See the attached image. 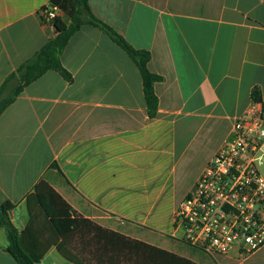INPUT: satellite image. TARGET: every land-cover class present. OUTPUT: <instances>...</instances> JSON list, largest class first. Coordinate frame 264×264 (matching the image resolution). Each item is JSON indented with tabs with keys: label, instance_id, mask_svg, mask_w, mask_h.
Returning a JSON list of instances; mask_svg holds the SVG:
<instances>
[{
	"label": "crops",
	"instance_id": "crops-1",
	"mask_svg": "<svg viewBox=\"0 0 264 264\" xmlns=\"http://www.w3.org/2000/svg\"><path fill=\"white\" fill-rule=\"evenodd\" d=\"M50 0H0V87L54 37L41 9ZM91 12L147 68L157 113L150 118L134 61L109 36L83 25L60 61L71 81L48 70L0 115V204L18 231L25 197L45 180L73 215L164 249L189 264H264V244L243 256L185 244L173 214L252 103L264 108V0H88ZM65 25L70 18L56 10ZM60 241L58 242V244ZM64 243V242H61ZM0 227V264H16ZM51 246L39 264H89Z\"/></svg>",
	"mask_w": 264,
	"mask_h": 264
},
{
	"label": "trees",
	"instance_id": "trees-1",
	"mask_svg": "<svg viewBox=\"0 0 264 264\" xmlns=\"http://www.w3.org/2000/svg\"><path fill=\"white\" fill-rule=\"evenodd\" d=\"M50 6L65 13L71 23L67 26L59 17H55L52 20L54 37L32 58L6 77L0 87V115L24 86L48 70H54L67 81H71L70 74L61 65L60 56L69 38L81 26L87 24L103 31L134 61L141 75L147 113L153 118L158 107L153 85L160 81L161 77L151 73L147 68L149 52L134 49L115 30L94 16L88 6V0H50ZM14 80L18 83L12 88L11 95L2 97ZM251 99L253 102L260 101L258 89L251 91ZM25 205L29 219L26 226L18 231L9 217L14 205L9 201L0 204V227L5 229L8 240L6 251L14 258L16 264H39L49 248L54 245H57V249L66 259L72 260L73 255L64 247V243L73 240L77 234L80 235L78 239L81 237L84 240L91 232L93 234L88 237L90 239H85L81 244V250H89L93 257L89 264H189V261L174 253L76 217L69 205L45 180L38 182L27 194Z\"/></svg>",
	"mask_w": 264,
	"mask_h": 264
},
{
	"label": "built area",
	"instance_id": "built-area-1",
	"mask_svg": "<svg viewBox=\"0 0 264 264\" xmlns=\"http://www.w3.org/2000/svg\"><path fill=\"white\" fill-rule=\"evenodd\" d=\"M56 7L40 11L52 21ZM184 241L212 255H249L264 244V108L252 102L237 118L173 214Z\"/></svg>",
	"mask_w": 264,
	"mask_h": 264
},
{
	"label": "rangeland",
	"instance_id": "rangeland-1",
	"mask_svg": "<svg viewBox=\"0 0 264 264\" xmlns=\"http://www.w3.org/2000/svg\"><path fill=\"white\" fill-rule=\"evenodd\" d=\"M17 83L18 82L16 80L12 81L10 86L2 94V97L10 96L11 92H12V88L15 87L17 85ZM90 234H93V232H91ZM90 234H88L89 236H86L85 239H90V238H88V237H90ZM79 236L80 235H78V234L75 235L73 237V240L71 239L70 242H68V244H69L70 248L73 249V251L78 252L79 254H81V256L84 257L85 260H87V262L89 263V261H92L93 257H91L90 252H88L89 250H87V251H83V249L81 250L82 241H84L85 239L83 240V239H81V237H80V239H78L77 237H79ZM180 236L182 237V234ZM185 244H187V243H185Z\"/></svg>",
	"mask_w": 264,
	"mask_h": 264
}]
</instances>
